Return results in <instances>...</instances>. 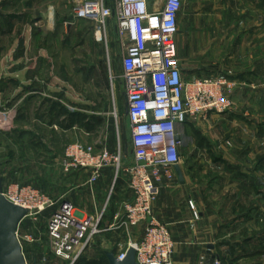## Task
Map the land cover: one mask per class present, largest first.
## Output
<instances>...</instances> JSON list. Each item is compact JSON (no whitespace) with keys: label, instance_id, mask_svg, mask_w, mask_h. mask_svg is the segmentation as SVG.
<instances>
[{"label":"crops","instance_id":"obj_1","mask_svg":"<svg viewBox=\"0 0 264 264\" xmlns=\"http://www.w3.org/2000/svg\"><path fill=\"white\" fill-rule=\"evenodd\" d=\"M163 2L148 0L149 10L155 11ZM105 3L111 6L112 0H105ZM0 8V96H8L12 88L15 92V98L9 96V99L16 102V117L23 123L16 132L28 139L26 143L31 144L34 156H37L32 169L33 188L54 201L71 202L83 216L99 217L103 214V226L109 227L116 216H124V207L133 202L134 195L124 174L116 179L113 169H103L94 183L90 182L92 170L79 169L69 173L64 170L66 148L76 141L96 144L93 137L98 129L96 124L90 128L96 114L91 111L89 100L73 97V81L67 74L66 56L70 51L68 54L72 57L71 43L74 38L81 37L80 45L85 42L84 50L81 48L83 54L93 57L95 67L99 64L104 71L106 54L110 56L120 50L116 18H109L105 29L98 33L94 22L74 17L72 0H0ZM256 9H264V0H184L179 18L178 53L193 61L190 63L199 62L190 70L188 81L215 75L219 70L224 72L218 74L231 78L238 87L252 78L258 82L264 72V58L258 59L260 46L253 43L264 39L261 38L264 23L256 25L255 30L250 26ZM99 36L104 38L103 42ZM110 39L114 42V49L110 47ZM254 52L256 56L250 58V53ZM216 55L225 56V62L210 60ZM181 68L186 81L182 64ZM61 69L64 74L57 75ZM94 69L93 65L88 72L92 73ZM81 70L86 71L84 67ZM228 113L218 115L223 117ZM191 123L185 128L186 141L191 137ZM114 128L119 140L113 151L121 154L125 165H130L134 158L128 115L123 127L117 121ZM122 130L129 132V140H122ZM182 170L185 184L181 185L177 180L172 186H162L153 217L171 229L176 242L175 260L207 264V254L199 245L204 240L199 238V243H192V237L197 241L198 236L191 235L187 226L190 217L186 216L188 212H185L183 198L178 199L188 184L187 169L182 167ZM29 175L24 172L23 177ZM5 176L4 189L15 183ZM134 231L136 228L131 229V237ZM122 232L127 234L124 230H113L98 238L104 240L106 246L126 250L128 241L122 240ZM30 233L28 225L23 222L19 229L21 240L30 243L24 237ZM143 236L144 233H139L133 240L140 242Z\"/></svg>","mask_w":264,"mask_h":264},{"label":"built area","instance_id":"obj_2","mask_svg":"<svg viewBox=\"0 0 264 264\" xmlns=\"http://www.w3.org/2000/svg\"><path fill=\"white\" fill-rule=\"evenodd\" d=\"M74 17L94 22L98 33L114 16L117 22L121 58V83L131 128L133 163L125 165L120 153L96 151L94 146L69 145L64 153V170H92L90 182L100 178L103 169H113L116 179L123 173L134 200L125 205L123 217L116 216L109 227L103 226L104 215L83 216L69 201L48 199L31 186L10 184L5 198L26 210L34 219L46 209L53 212L48 221L51 250L55 257L75 264L96 236L113 230L131 229L146 224L143 239L117 255L119 261L127 250H136L138 264H179L174 261L176 242L168 227L157 222L154 205L162 186H172L178 178L175 166L182 164L181 149L186 145L185 128L189 122L222 114L233 108L227 81L213 78L185 81L177 46L179 18L184 0H164L155 11L148 0H72ZM101 42L103 37H98ZM0 110V122L5 117ZM177 138L180 141H177ZM194 218L199 212L193 202ZM19 240H21L18 233ZM31 241L29 236H25ZM22 243V242H21Z\"/></svg>","mask_w":264,"mask_h":264},{"label":"rangeland","instance_id":"obj_3","mask_svg":"<svg viewBox=\"0 0 264 264\" xmlns=\"http://www.w3.org/2000/svg\"><path fill=\"white\" fill-rule=\"evenodd\" d=\"M263 17L264 9H256L253 24L250 25L253 30L256 25L264 23ZM80 42L81 37H76L71 43L72 57L69 56L70 51L67 52V74L73 81V97L78 96L83 101L88 99L91 111L96 114L94 120L91 119L93 124H90V128L96 124L98 129L93 137L96 144L91 145L84 141L72 144L94 146L98 152L107 150L115 154L113 146L118 142L119 135L114 127L117 121L123 127L127 120L126 100L121 83L122 52L115 50L110 56L106 54L105 70L102 71L99 64L95 67L93 57L83 54L81 48L84 50L85 42L81 45ZM253 45L260 46L258 59L262 60L264 39H259ZM110 47H115L112 39ZM255 56V52L249 55L250 58ZM179 57L188 81L190 70L193 66L197 67L199 62L193 64L189 58L185 59L182 55ZM224 57L211 56L210 60L222 62ZM93 65L94 72L89 73V68ZM250 65H253L252 62ZM83 67L86 71L81 70ZM219 72L224 71L217 70L215 75L202 76L227 81ZM63 74L62 69L57 71V75ZM228 84L233 86L229 91L233 108L228 115L222 117L214 113L209 115L211 118H199L190 124L191 137L187 138L186 145L181 149V167L187 169L188 184L184 194L180 193L178 199L183 198L185 212H188L186 216L190 217L187 226L191 235L198 236L197 241L192 237V243L195 242L196 245L204 240L199 245L207 254V264H264V72L258 82L252 78L238 87L234 81H227L223 88L229 90ZM12 89L8 96H0V110L6 114L0 122V176L7 175L8 180L15 181L13 185L28 184L33 187L32 169L37 156H34L31 144L26 143L28 139L16 132L23 123L16 117L17 105L12 100L16 95ZM121 137L122 140H129V132L122 130ZM24 172L30 175L23 177ZM190 202L194 203L200 214L198 220L194 218ZM52 212V209H46L37 216L36 221H25L31 232V241L21 242L28 264H71L52 253L48 233V221ZM137 228L131 238L125 232L121 233L120 237L128 241V246L130 239L134 244L138 242L133 239L139 233H144L146 224ZM168 229L171 232L169 227ZM98 237L100 235L94 238L79 264L100 261H107L106 264H109L104 252L115 250L117 256L125 250L106 246L104 240ZM209 246L213 248L209 249ZM174 261L179 264H195L175 260V254Z\"/></svg>","mask_w":264,"mask_h":264},{"label":"water","instance_id":"obj_4","mask_svg":"<svg viewBox=\"0 0 264 264\" xmlns=\"http://www.w3.org/2000/svg\"><path fill=\"white\" fill-rule=\"evenodd\" d=\"M177 141L180 139L177 138ZM175 172L179 183L184 185L185 178L181 165L175 166ZM3 192L4 177L0 176V264H28L18 233L30 211L9 202ZM212 248L213 246H209V249ZM136 255V250L129 248L125 259L119 261L115 252H105L109 264H138Z\"/></svg>","mask_w":264,"mask_h":264},{"label":"trees","instance_id":"obj_5","mask_svg":"<svg viewBox=\"0 0 264 264\" xmlns=\"http://www.w3.org/2000/svg\"><path fill=\"white\" fill-rule=\"evenodd\" d=\"M228 80L231 81V78L225 76ZM83 257V256H82ZM82 257L75 263V264H79V262L82 260ZM107 261H100V262H91L90 264H106Z\"/></svg>","mask_w":264,"mask_h":264}]
</instances>
